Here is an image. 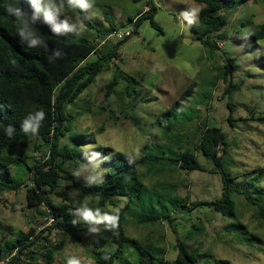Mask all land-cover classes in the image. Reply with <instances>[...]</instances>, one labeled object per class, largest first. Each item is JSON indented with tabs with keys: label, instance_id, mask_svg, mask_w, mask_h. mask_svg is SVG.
I'll return each instance as SVG.
<instances>
[{
	"label": "rangeland",
	"instance_id": "obj_1",
	"mask_svg": "<svg viewBox=\"0 0 264 264\" xmlns=\"http://www.w3.org/2000/svg\"><path fill=\"white\" fill-rule=\"evenodd\" d=\"M154 2L157 28L144 20L119 45L117 57L103 66L79 100L68 105L73 122L59 144L80 150L76 162H67L68 168L72 171L79 162H88L81 152L82 146L91 144L86 134L94 137L100 155L115 151L134 159L152 156L137 166L144 188L125 209L122 223L132 240L113 264L173 261L178 257V244L194 257L193 264H264V38L254 40L250 35L253 27L264 25V0H249L223 12L226 24L215 35L221 39L212 50L201 46L179 15L197 7L191 0ZM144 6L133 0H95L84 12L93 27L85 25L80 34L67 35L99 39L109 26L104 17L116 30H127ZM118 13L120 19H116ZM67 15L77 18L70 9ZM98 56L91 54L85 63L95 62ZM225 72L230 74L225 77ZM219 73L225 82L222 76L217 78ZM115 74L117 83L105 100L104 87ZM189 86L193 90L182 98ZM175 102H179L177 107ZM206 128H217L225 135L221 165L232 177L234 215L193 205L215 201L222 193L219 169L198 149ZM222 151L219 148L220 155ZM19 152L33 157L27 160L29 166L47 156V149L35 153L32 145L24 150L18 147L14 154ZM183 153H189L202 170L180 169L176 158ZM23 169L12 167L6 172L2 168L0 180L28 183ZM174 199L180 204L176 206ZM116 200L117 207L107 206L110 213L125 201L124 197ZM83 201L93 208L88 200ZM38 211L26 206L22 186L0 195V247L31 229L37 235L13 264H65L68 255H77L86 264L101 249L114 251L112 231L103 230V225L95 235L83 224L82 240L73 242L63 234L48 232L50 223ZM143 214L159 218L142 222Z\"/></svg>",
	"mask_w": 264,
	"mask_h": 264
},
{
	"label": "trees",
	"instance_id": "obj_2",
	"mask_svg": "<svg viewBox=\"0 0 264 264\" xmlns=\"http://www.w3.org/2000/svg\"><path fill=\"white\" fill-rule=\"evenodd\" d=\"M133 1L140 2V0ZM191 1L201 10L198 23L190 25V30L196 35L204 49L212 50L217 48L221 39L219 36L215 38V35L226 24L227 17L223 12L225 13L235 5L249 0ZM19 2L25 10L30 11L25 0H19ZM13 3L15 0H0V169L3 168L4 171L9 172L12 167L16 170L24 168L23 171L29 177V182L21 185L18 181L0 180V195L3 192L17 191L22 186L28 208L38 211L44 205L38 212L50 223L46 230L63 234L73 242L82 240L80 232L83 223L73 225L72 221L78 219L73 215V212L84 203L85 197L93 204V209L99 208L102 212H109L107 206L117 207L119 201L116 199L124 197L126 202L124 201L123 206L119 207V226L112 230L110 236V242L115 245L114 251L108 252L101 249L94 253L95 264H113L115 257L123 252L124 245L130 244L132 240L125 235L122 223L125 209L132 199L139 198L140 192L144 188V184L138 177L137 166L145 165L152 156L145 155L134 159L120 152L114 151L109 154L104 151L100 157L104 163H101V166L106 170L105 182L89 187L82 179H77L72 175L67 164V162L77 161L75 158L80 150H71L66 146H60L59 141L72 126L73 116L67 111L68 105L79 100L94 78L101 73L103 66L117 57L119 45L130 37L115 44L97 48L94 43L96 39H87L81 36H57L51 33L47 25L38 21L37 28L45 37L47 50L43 47L28 48L16 34L14 18L6 12V6ZM70 10L82 19L84 25L93 27V23L84 12L78 9ZM155 12L156 7L151 2L150 11L142 12L137 16L133 35L144 20H148L153 28H157L153 20ZM134 19H131V22ZM114 30L113 27L112 32ZM112 32L105 31L104 36L99 39L106 38ZM250 35L254 40L264 38V25L253 27ZM53 49L61 50L63 55L50 61L48 57L52 55ZM93 53L99 54L97 60L85 63V60ZM229 74L230 72H225L224 76L227 77ZM217 76V78L222 76L224 82L226 81L223 74L219 73ZM117 80L118 77L115 74L104 87L105 100L115 87ZM230 87V85L227 86L226 90ZM191 90L193 89L189 86L182 93V98H185ZM174 105L177 107L179 102H175ZM226 107H230L229 102L226 103ZM35 110H43L45 119L38 135L33 137L25 135L20 130V125L29 112ZM8 125H12L16 129L12 137L5 134ZM102 130L103 128L99 132ZM85 137L91 144H95L93 136L86 134ZM224 140L225 135L217 128H206L203 131L198 149L219 169L222 193L220 198L215 201L196 202L193 205L194 207L208 206L222 215H234L235 203L231 198L229 187L232 177L222 169L221 165L225 153ZM29 145H32L35 153L47 149V156L39 164L29 166L27 160L33 159V157H28L22 152L14 154L16 148L24 150ZM218 146L222 147L221 155ZM130 160L131 163H129ZM176 161L180 169L202 170L196 160L189 156V153L178 156ZM67 190H75L78 195L70 196L66 193ZM52 196L57 197L59 201L56 202ZM173 201L176 202V206L180 204L177 199ZM262 215L264 217V212ZM158 218L147 214L140 216L142 222H153ZM36 237L34 230L31 229L27 233L20 234L15 241L5 240V248L0 247V264H13V261L22 255L23 250L28 249ZM97 244L101 247L103 242L99 241ZM178 248V257L175 260H160L158 264H193L194 257L185 250L183 245L178 244ZM29 258L33 259V255H29Z\"/></svg>",
	"mask_w": 264,
	"mask_h": 264
},
{
	"label": "clouds",
	"instance_id": "obj_3",
	"mask_svg": "<svg viewBox=\"0 0 264 264\" xmlns=\"http://www.w3.org/2000/svg\"><path fill=\"white\" fill-rule=\"evenodd\" d=\"M25 2L28 4L30 11L25 10L19 0H15V3L6 6L7 14L14 18L16 34L28 48L43 47L47 50L45 37L38 30L37 22L47 25L51 33L57 36L78 35L85 25L79 17L74 20L67 15V10L78 9L81 12H86L94 6L95 0H25ZM200 10L199 7H196L181 12L179 15L182 18V22H186V25L189 26L198 23ZM62 55L61 50L53 49L52 55L48 59L50 61L55 60ZM44 119L45 112L43 110L29 112L21 122L20 130L25 135L35 137L38 135ZM15 131L16 129L12 125H8L5 129V134L8 137H12ZM81 149V152L88 158V162H79V166L72 170V175L77 179H82L89 187L103 184L106 170L100 167V164L103 163L100 153L95 151L94 144L84 145ZM89 153L91 154L90 156L88 155ZM131 162L130 160L129 163ZM70 195H78V193L73 190ZM87 199L85 197V200ZM119 212V207L109 213L102 212L99 208H90L87 203H83L73 212V215L78 219H74L72 223L76 225L82 222L88 226L87 232L89 234L99 235L101 233V225H103V230L112 231L118 228ZM68 239L70 238L68 237ZM65 264H85V260L77 255H68ZM86 264H95V260L87 258Z\"/></svg>",
	"mask_w": 264,
	"mask_h": 264
},
{
	"label": "built area",
	"instance_id": "obj_4",
	"mask_svg": "<svg viewBox=\"0 0 264 264\" xmlns=\"http://www.w3.org/2000/svg\"><path fill=\"white\" fill-rule=\"evenodd\" d=\"M141 2L144 3V10L143 12H148L150 11V3L152 2L154 7H156V3L154 2V0H140ZM137 17H135V19L131 22V26L129 29L127 30H114L110 35H108L106 38H102V39H96L94 41V43L96 44L97 48H100L103 45H107V44H115L119 41H122L126 38H129L133 35L134 31H135V20ZM111 38H114V40L112 41ZM218 149L221 148V146L217 147ZM51 222V219H50Z\"/></svg>",
	"mask_w": 264,
	"mask_h": 264
},
{
	"label": "crops",
	"instance_id": "obj_5",
	"mask_svg": "<svg viewBox=\"0 0 264 264\" xmlns=\"http://www.w3.org/2000/svg\"><path fill=\"white\" fill-rule=\"evenodd\" d=\"M119 14H120V13L117 14L116 19H120ZM139 14H140V13H139ZM139 14H138V15H139ZM138 15H137V16H138ZM103 19L106 20L105 22H107L108 25H109V26H108V29H106V30H104V31H106V32H108V31L112 32V29H113L114 26H113L112 24H110L108 17H104ZM114 28H115V27H114ZM115 30H116V29H115Z\"/></svg>",
	"mask_w": 264,
	"mask_h": 264
}]
</instances>
